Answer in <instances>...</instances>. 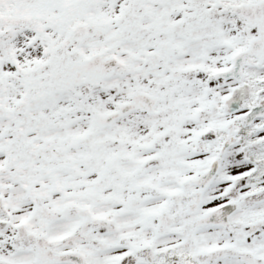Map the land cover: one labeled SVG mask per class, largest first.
Here are the masks:
<instances>
[{
  "label": "snow or ice",
  "instance_id": "snow-or-ice-1",
  "mask_svg": "<svg viewBox=\"0 0 264 264\" xmlns=\"http://www.w3.org/2000/svg\"><path fill=\"white\" fill-rule=\"evenodd\" d=\"M0 264H264V0H0Z\"/></svg>",
  "mask_w": 264,
  "mask_h": 264
}]
</instances>
